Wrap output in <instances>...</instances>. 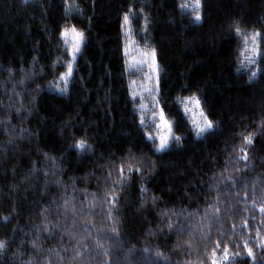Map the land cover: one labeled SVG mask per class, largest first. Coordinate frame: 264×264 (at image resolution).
Here are the masks:
<instances>
[{
    "label": "trees",
    "instance_id": "1",
    "mask_svg": "<svg viewBox=\"0 0 264 264\" xmlns=\"http://www.w3.org/2000/svg\"><path fill=\"white\" fill-rule=\"evenodd\" d=\"M190 1L0 0V264H228L225 246L253 264L245 245L264 264V0H201L200 23ZM126 12L158 52L162 152L131 95ZM68 27L86 37L73 62ZM194 95L215 125L199 139L182 105Z\"/></svg>",
    "mask_w": 264,
    "mask_h": 264
},
{
    "label": "snow or ice",
    "instance_id": "2",
    "mask_svg": "<svg viewBox=\"0 0 264 264\" xmlns=\"http://www.w3.org/2000/svg\"><path fill=\"white\" fill-rule=\"evenodd\" d=\"M181 9H186L188 7V5L186 4H181L180 5ZM202 7L201 5V0H195V6L193 11L195 12L194 15V21L196 23H200L202 22V15L200 13V11H198V9H200ZM130 24V18H129V13L126 12L122 18V23L120 25L121 27V32L124 34H127L125 32V29L127 26H129ZM145 27L147 28V24H145ZM235 32L237 34V36H240L242 33V30L237 26L235 28ZM71 35L72 37V43L71 46L68 48V55L72 57L73 60L76 59V56L78 53L81 52V48L82 45L86 39L85 34L81 31H78L75 27H71V28H65L60 32V36L62 38L65 39V44L68 43L67 41V37ZM262 36V33L260 32H254L251 34V43H252V52L255 54L259 51V44L258 41L260 40V37ZM128 49L127 47L124 48V52L127 53ZM139 51V49L137 50ZM140 57L141 59L137 60L136 62L139 64H147L150 71L155 74V81H156V90L159 92L161 89V77H160V69H159V65H158V52L155 48H152L150 51L145 50L143 52H140ZM249 62H253L252 58H249ZM73 74V65L72 63H68L67 65V72L66 73H60L59 75V80L64 82V87H58L57 91L65 94L67 93V82L70 76H72ZM258 73L256 71H253L251 73V76L249 77V81L255 79L257 77ZM133 97L135 96V93L131 94ZM155 99V97H154ZM191 102L195 108L197 110H199V116L203 118V122H197V121H193V125L195 128V133H196V137L199 139L203 134H205L206 132H209L211 130H214L215 125L213 124V122L208 118V116L205 114V112L203 110H201V101L194 95L191 98H186L184 103H185V112L190 111L191 109L188 108V103ZM141 107H144L143 104H141ZM159 123L156 124V128L160 129L163 128L165 130L164 134L159 135L157 138H153L152 136H146V138L150 141H154V139H158V143H154V148L156 152H162L164 150H166L167 148H169L170 146V137L172 135V127L171 125L168 123V121L166 120V115L164 110L161 108L160 112H159ZM141 123H143V121H140ZM261 126L262 128H264V119H262L261 121ZM175 142L176 145L179 146V143L181 141V137L180 136H175ZM244 142L248 145H252L253 144V138L251 136H245L244 137ZM74 147L78 150L84 149L86 147L85 141L84 140H78L75 142ZM243 151V149H242ZM244 159H247V153L245 152V155L243 157ZM123 168H121V177H123ZM129 171H132L131 169ZM137 173H139V169L135 170ZM134 178V177H133ZM141 191H146L145 189H141ZM115 199V198H113ZM113 207H115V204H113ZM261 213H264V207H262L260 209ZM5 219H7V217H5ZM172 225L169 224V228H171ZM245 227H247V224H245ZM5 243L4 242H0V250L5 248ZM219 243L217 244V248H219ZM258 247H264V241H262L261 245H258ZM228 247L225 246L224 247V256H223V260L228 262V264H236L235 261V257H240V252L237 251L235 252V256L234 257H229L228 255ZM245 251L247 253V257L253 260V264L255 261V256H254V252L252 250V248L247 247V245H245ZM160 254L157 253V256H159ZM213 256L215 257V252L213 253ZM211 264H218V261L214 258L211 261Z\"/></svg>",
    "mask_w": 264,
    "mask_h": 264
},
{
    "label": "rangeland",
    "instance_id": "3",
    "mask_svg": "<svg viewBox=\"0 0 264 264\" xmlns=\"http://www.w3.org/2000/svg\"><path fill=\"white\" fill-rule=\"evenodd\" d=\"M190 2L191 4L189 6V9L193 11L194 6H195V0H191ZM68 28H71V27H68ZM125 32L127 34L122 33L124 37L123 55L126 61V66H127L128 71L135 73V76H133V80L130 84V90L132 93H135V96L133 98H135V100H137L138 102L139 114L141 116V120L143 121V123L141 124H143L146 128L145 135L146 136L150 135L153 138H157L159 135L164 134L165 130L163 128H160V129L156 128V124L160 122L159 121L160 110L155 101L156 94H157L155 74H153L150 71L147 64H139L136 62L137 60L141 59L140 52H143L145 50L150 51L151 49L140 45L133 38L132 34L130 33L129 26L126 27ZM62 41H63L64 47H66L68 50V48L71 46V43H72L71 35L67 37V41H68L67 44H65L64 38H62ZM125 47H127L128 49L127 53L124 52ZM138 49L139 51H137ZM69 57H70L71 62H73L74 60L72 59V57L71 56ZM57 86L61 88L64 87V82L59 80ZM184 101L185 100H183L182 102L183 108H185ZM141 104H143L144 107H141ZM187 106L191 110L188 112H185L184 110V112L187 115L191 125L194 128L193 121L195 120L197 122L202 123L203 118L199 116V110H197L191 102H189ZM147 115L149 116V119L146 117ZM153 142L158 143V139H154Z\"/></svg>",
    "mask_w": 264,
    "mask_h": 264
},
{
    "label": "clouds",
    "instance_id": "4",
    "mask_svg": "<svg viewBox=\"0 0 264 264\" xmlns=\"http://www.w3.org/2000/svg\"><path fill=\"white\" fill-rule=\"evenodd\" d=\"M0 242H4V241H0ZM5 243V242H4Z\"/></svg>",
    "mask_w": 264,
    "mask_h": 264
}]
</instances>
